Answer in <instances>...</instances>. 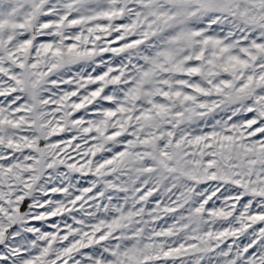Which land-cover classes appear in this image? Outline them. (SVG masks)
<instances>
[{"label":"snow or ice","instance_id":"snow-or-ice-1","mask_svg":"<svg viewBox=\"0 0 264 264\" xmlns=\"http://www.w3.org/2000/svg\"><path fill=\"white\" fill-rule=\"evenodd\" d=\"M0 264H264V0H0Z\"/></svg>","mask_w":264,"mask_h":264}]
</instances>
